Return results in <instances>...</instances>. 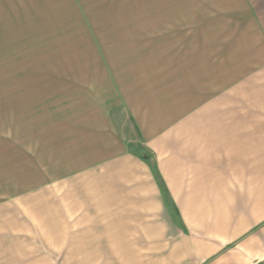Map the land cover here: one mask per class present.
I'll return each instance as SVG.
<instances>
[{"label": "crops", "instance_id": "obj_1", "mask_svg": "<svg viewBox=\"0 0 264 264\" xmlns=\"http://www.w3.org/2000/svg\"><path fill=\"white\" fill-rule=\"evenodd\" d=\"M203 1L188 32L161 31L153 57L119 54L103 76L146 161L82 118L70 174L3 139L0 264H264V0Z\"/></svg>", "mask_w": 264, "mask_h": 264}, {"label": "rangeland", "instance_id": "obj_2", "mask_svg": "<svg viewBox=\"0 0 264 264\" xmlns=\"http://www.w3.org/2000/svg\"><path fill=\"white\" fill-rule=\"evenodd\" d=\"M209 5L203 0H4L0 149L10 147L3 139L25 146L32 141L50 161L52 176L59 175L61 167L70 174L75 166L68 164L64 170L61 161L71 157L70 149L75 151L71 133L83 119L84 128L87 123L111 124L132 152L146 156L133 121L119 106L108 107L109 95L102 89L108 62L125 52L132 58L154 55L161 31L180 25L188 32L201 19L186 15H203ZM129 66L130 72H140L138 64ZM70 227L91 232L87 226Z\"/></svg>", "mask_w": 264, "mask_h": 264}, {"label": "trees", "instance_id": "obj_3", "mask_svg": "<svg viewBox=\"0 0 264 264\" xmlns=\"http://www.w3.org/2000/svg\"><path fill=\"white\" fill-rule=\"evenodd\" d=\"M135 154H138V153H136V152H134ZM139 156H140V158L142 159V160H147L148 159V157L147 156H142V155H140V154H138Z\"/></svg>", "mask_w": 264, "mask_h": 264}]
</instances>
